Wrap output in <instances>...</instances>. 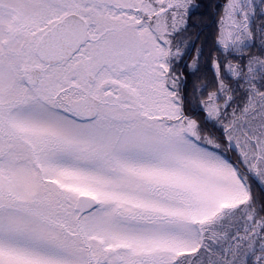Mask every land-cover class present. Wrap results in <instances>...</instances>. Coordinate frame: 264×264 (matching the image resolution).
Segmentation results:
<instances>
[{
  "label": "snow or ice",
  "instance_id": "obj_1",
  "mask_svg": "<svg viewBox=\"0 0 264 264\" xmlns=\"http://www.w3.org/2000/svg\"><path fill=\"white\" fill-rule=\"evenodd\" d=\"M200 6L0 0V264H264V0Z\"/></svg>",
  "mask_w": 264,
  "mask_h": 264
},
{
  "label": "trees",
  "instance_id": "obj_2",
  "mask_svg": "<svg viewBox=\"0 0 264 264\" xmlns=\"http://www.w3.org/2000/svg\"><path fill=\"white\" fill-rule=\"evenodd\" d=\"M196 2L199 3L201 6L193 14L192 22L198 25V27L191 28L190 33L192 39L195 40L197 47L203 46L204 60L201 61V65L203 67V64L207 59L208 54L211 50L212 39L216 32V25L214 21L218 19L219 9L217 8V5L222 4L224 0H196ZM197 33H199L198 40L195 39ZM193 56H195V49H192V54L188 56L187 59L190 61ZM201 76L202 73H198L196 76H188L189 91H191L192 85L195 83L204 84L210 82L211 73L208 74V78L205 80H201L200 79ZM209 90H211L210 83H209Z\"/></svg>",
  "mask_w": 264,
  "mask_h": 264
}]
</instances>
